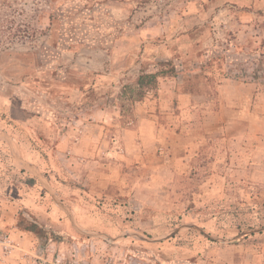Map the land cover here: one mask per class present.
<instances>
[{
	"label": "rangeland",
	"instance_id": "obj_1",
	"mask_svg": "<svg viewBox=\"0 0 264 264\" xmlns=\"http://www.w3.org/2000/svg\"><path fill=\"white\" fill-rule=\"evenodd\" d=\"M263 143L264 0H0V264H264Z\"/></svg>",
	"mask_w": 264,
	"mask_h": 264
},
{
	"label": "trees",
	"instance_id": "obj_2",
	"mask_svg": "<svg viewBox=\"0 0 264 264\" xmlns=\"http://www.w3.org/2000/svg\"><path fill=\"white\" fill-rule=\"evenodd\" d=\"M72 17V16H71ZM68 15H51L50 26L53 32V35H57L64 28V23L68 21ZM202 69V68H201ZM179 69L171 61L159 62L158 68L153 72H142L139 74L131 84L125 85V89H128L127 99L130 102H137L143 100L148 92L157 88L159 80L166 77H177L179 75ZM202 73L198 72L192 75L185 77L183 88L187 91L194 90V81L199 80ZM250 76L249 74L247 75ZM254 75L253 79L256 80L257 77ZM201 89H198V91ZM125 104L121 105V112L125 114ZM34 226H37L35 222L32 223Z\"/></svg>",
	"mask_w": 264,
	"mask_h": 264
},
{
	"label": "crops",
	"instance_id": "obj_3",
	"mask_svg": "<svg viewBox=\"0 0 264 264\" xmlns=\"http://www.w3.org/2000/svg\"><path fill=\"white\" fill-rule=\"evenodd\" d=\"M228 86L229 83L224 82L220 84L218 90L219 94L221 95V109L223 112L229 113L231 115V118H229L231 123L229 122V125L233 127L234 122L237 121V117H240L241 114H248L246 109L248 107V98L250 95L244 91L243 98H241L239 95L240 93H238L240 91L239 89H230ZM222 126H225V124ZM257 149H261L263 152L264 143L260 146L257 145Z\"/></svg>",
	"mask_w": 264,
	"mask_h": 264
}]
</instances>
